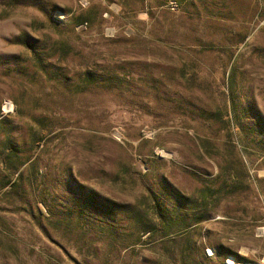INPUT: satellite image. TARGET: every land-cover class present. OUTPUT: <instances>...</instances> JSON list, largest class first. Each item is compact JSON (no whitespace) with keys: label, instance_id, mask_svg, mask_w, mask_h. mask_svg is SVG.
Returning a JSON list of instances; mask_svg holds the SVG:
<instances>
[{"label":"rangeland","instance_id":"1","mask_svg":"<svg viewBox=\"0 0 264 264\" xmlns=\"http://www.w3.org/2000/svg\"><path fill=\"white\" fill-rule=\"evenodd\" d=\"M0 264H264V0H0Z\"/></svg>","mask_w":264,"mask_h":264},{"label":"trees","instance_id":"2","mask_svg":"<svg viewBox=\"0 0 264 264\" xmlns=\"http://www.w3.org/2000/svg\"><path fill=\"white\" fill-rule=\"evenodd\" d=\"M12 151L10 150V153L5 155V159L3 161V166L5 168V170H9L10 172L15 171V169L17 168V164L15 161H13L12 157H15V153H11ZM212 252L213 254L216 253L215 249L212 248Z\"/></svg>","mask_w":264,"mask_h":264}]
</instances>
